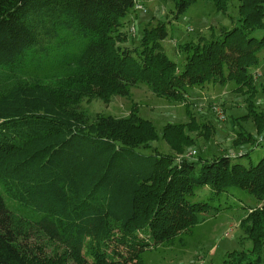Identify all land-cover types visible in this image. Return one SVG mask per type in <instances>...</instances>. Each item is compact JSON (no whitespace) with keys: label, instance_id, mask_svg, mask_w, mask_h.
Segmentation results:
<instances>
[{"label":"trees","instance_id":"1","mask_svg":"<svg viewBox=\"0 0 264 264\" xmlns=\"http://www.w3.org/2000/svg\"><path fill=\"white\" fill-rule=\"evenodd\" d=\"M171 1L178 19L198 0ZM213 1L222 14L236 10L233 27L182 45L180 71L163 45L164 21L147 22L139 44L125 45L138 0H0V264H146L145 252L182 244L218 215L212 198L238 190L256 203L240 222L252 249L230 252L224 264H264V154L251 159L264 142L239 129V155L188 159L187 130L209 139L210 125L159 132L136 104L123 118L84 106L131 100L142 86L184 103L194 88L232 85L251 94L245 118L264 133L251 102L264 0ZM160 140L173 151L152 146ZM202 189L208 201H194Z\"/></svg>","mask_w":264,"mask_h":264},{"label":"rangeland","instance_id":"2","mask_svg":"<svg viewBox=\"0 0 264 264\" xmlns=\"http://www.w3.org/2000/svg\"><path fill=\"white\" fill-rule=\"evenodd\" d=\"M230 14L236 15V10H229V15H225L218 11L213 0H198L175 19L171 0H138L135 12L127 18L123 29L128 34L125 45L132 48L139 44L143 26L147 22L164 21L169 36L163 45L170 59L177 62L181 71L185 58L180 47L187 43H197L200 38L210 39L212 35L217 37L223 27L231 29L233 23ZM251 73L257 87V93L251 102L264 115V50L260 54V64ZM233 89L232 85L197 87L188 92L186 102L182 103L157 98L146 86H142L132 90L131 100L115 97L109 104L95 100L90 104L85 103L84 106L93 114L103 113L123 118L130 114L136 104L140 115L153 122L159 132L167 124H187L195 120L199 125H210L209 139H205L199 130L188 129L193 144L184 153L185 157L194 159L195 154L205 157L214 154L235 156L241 152L233 145L237 130L251 133L258 144L264 142V133H257L252 115L245 118L250 114L247 98L251 94L243 95ZM152 146L163 153L173 151L172 146L164 140L154 142ZM263 154L264 146L255 147L251 155L253 163H258ZM240 161L243 164L248 163L245 159ZM209 197L206 189H202L197 192L194 201H208ZM209 202L212 206L221 207L218 215L209 216L193 235L183 236L182 244L178 240L174 246H159L145 252L146 264H224L227 255L232 251L249 254L252 244L246 240L240 222L256 207L255 199L238 190L233 195H222ZM119 249L126 254L124 247L120 246ZM250 257L255 259L256 254H250Z\"/></svg>","mask_w":264,"mask_h":264}]
</instances>
